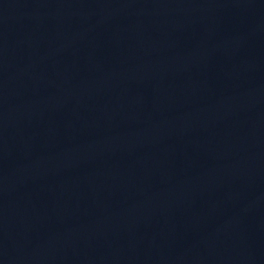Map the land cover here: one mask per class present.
I'll return each instance as SVG.
<instances>
[{"label": "water", "instance_id": "obj_1", "mask_svg": "<svg viewBox=\"0 0 264 264\" xmlns=\"http://www.w3.org/2000/svg\"><path fill=\"white\" fill-rule=\"evenodd\" d=\"M0 264H264V0H0Z\"/></svg>", "mask_w": 264, "mask_h": 264}]
</instances>
